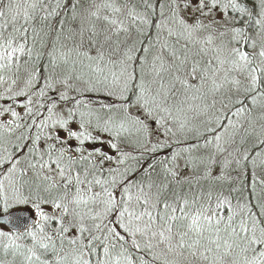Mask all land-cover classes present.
Listing matches in <instances>:
<instances>
[{"label":"snow or ice","instance_id":"6c2138e0","mask_svg":"<svg viewBox=\"0 0 264 264\" xmlns=\"http://www.w3.org/2000/svg\"><path fill=\"white\" fill-rule=\"evenodd\" d=\"M0 264H264V0H0Z\"/></svg>","mask_w":264,"mask_h":264}]
</instances>
